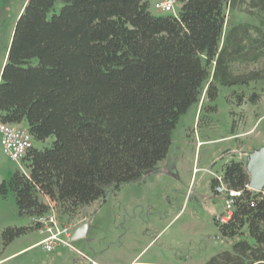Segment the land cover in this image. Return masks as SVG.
I'll list each match as a JSON object with an SVG mask.
<instances>
[{
	"label": "trees",
	"instance_id": "obj_1",
	"mask_svg": "<svg viewBox=\"0 0 264 264\" xmlns=\"http://www.w3.org/2000/svg\"><path fill=\"white\" fill-rule=\"evenodd\" d=\"M62 1L51 17L57 0L28 1L1 73L0 120L26 123L35 142L55 138L29 151L28 176L18 170L0 187L14 193L21 217L35 220L5 229V247L42 229L45 197L73 216L109 186L141 180L165 160L180 116L203 94L213 102L218 86L264 80V0H179L178 16L153 15L147 0ZM226 5L259 24L224 34ZM221 177L241 193L230 219H216L232 249L206 264H264V188L250 190L242 162Z\"/></svg>",
	"mask_w": 264,
	"mask_h": 264
},
{
	"label": "rangeland",
	"instance_id": "obj_2",
	"mask_svg": "<svg viewBox=\"0 0 264 264\" xmlns=\"http://www.w3.org/2000/svg\"><path fill=\"white\" fill-rule=\"evenodd\" d=\"M28 1L0 0V70ZM159 1L147 0L151 13L168 15L154 9ZM63 6L64 2L57 0L49 17L59 14ZM180 9H175V16ZM224 14V34L232 26L260 22L228 5ZM254 94L261 98L257 104L250 101ZM241 96H245L242 104ZM54 140L34 142V146L39 150L50 148ZM262 145L264 80L247 86H218L215 101L203 94L199 104L180 116L167 157L141 180L127 183L118 191L109 186L104 199L73 216L56 210L61 222L88 223V234L71 241L74 249L59 246L47 252L35 246L4 260L40 242L46 234L43 228L31 231L5 247V229L27 228L35 220L19 215L11 190L0 193V264H206L218 253L232 249L231 241L223 237L216 223L227 213L226 198L214 193L212 181L231 161L246 165L249 155ZM22 166L26 169L24 163ZM18 170L19 165L3 153L0 144V187Z\"/></svg>",
	"mask_w": 264,
	"mask_h": 264
},
{
	"label": "built area",
	"instance_id": "obj_3",
	"mask_svg": "<svg viewBox=\"0 0 264 264\" xmlns=\"http://www.w3.org/2000/svg\"><path fill=\"white\" fill-rule=\"evenodd\" d=\"M178 6H182L179 0H161L154 4V9L160 14L175 16V9ZM34 142L35 140L32 134L28 127H25L24 123L10 124L0 120V144L3 153L12 162L18 164L20 171L26 176H28V173L22 164L29 151L34 147ZM216 178L218 180L216 192L225 196L227 208L226 215H223L220 220L221 222H227L232 215L235 199L238 198L241 193L229 189L223 182L221 176H217ZM45 203L49 207V215L37 221L42 224L43 232L46 234V237L36 246L43 247L47 252H52L59 246H66L74 249L71 243V236L81 223H75V221L61 222L57 216L55 204L48 197H45ZM86 220L87 219H85V221ZM80 254L82 255V253ZM93 264L95 263L93 262Z\"/></svg>",
	"mask_w": 264,
	"mask_h": 264
},
{
	"label": "water",
	"instance_id": "obj_4",
	"mask_svg": "<svg viewBox=\"0 0 264 264\" xmlns=\"http://www.w3.org/2000/svg\"><path fill=\"white\" fill-rule=\"evenodd\" d=\"M247 170L250 174V190L256 192L261 191L264 188V146L249 155ZM87 232L88 223L85 222L74 230L71 241L84 238Z\"/></svg>",
	"mask_w": 264,
	"mask_h": 264
},
{
	"label": "crops",
	"instance_id": "obj_5",
	"mask_svg": "<svg viewBox=\"0 0 264 264\" xmlns=\"http://www.w3.org/2000/svg\"><path fill=\"white\" fill-rule=\"evenodd\" d=\"M9 48H10V47L8 46L7 51H6V55H5L4 59H3V63H2V66H1V70H0V72L2 71L4 65H5L6 62H7V54H8V52H9ZM263 146H264V145H262V147H263ZM88 231H89V229H88ZM87 234H88V232H87ZM44 238H45V237H44ZM44 238H43V239H44ZM38 243H39V242H38ZM38 243H35V244L31 245V246H28V247H26V248H24V249H21V250L15 252V253L9 255V256L6 257L4 260L9 259V258H12V257H14V256H16V255H18V254H21V253L24 252L25 250H28V249H30V248H32V247H35ZM94 262L97 263L96 261H94Z\"/></svg>",
	"mask_w": 264,
	"mask_h": 264
}]
</instances>
